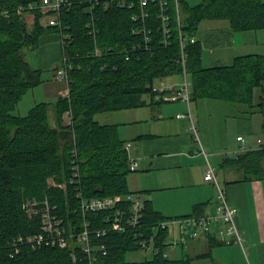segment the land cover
Listing matches in <instances>:
<instances>
[{
	"label": "trees",
	"instance_id": "trees-1",
	"mask_svg": "<svg viewBox=\"0 0 264 264\" xmlns=\"http://www.w3.org/2000/svg\"><path fill=\"white\" fill-rule=\"evenodd\" d=\"M166 1L162 9L160 0L146 5L64 0L53 12L41 8L42 0H0V264H195L212 256L210 250L170 257L169 228L161 222L172 217L129 189V141L120 136L118 123H101L96 115L169 102L158 97L155 80L182 75L184 36L192 101L252 104L260 87L258 107L264 116V55L244 54L230 64L207 67L202 40L196 38L205 19H226L231 31L264 28V0ZM163 12L170 16L168 36ZM49 31L60 33L62 62L54 71L67 90L19 115L18 104L45 81L44 70L30 65L25 48H36ZM224 158L225 164L264 177V143ZM135 193L144 205L138 222L129 224L127 197ZM115 196L121 200L114 207L83 208L94 198ZM116 221L125 227L114 228ZM84 230L90 231L88 242L78 239ZM215 232L207 234L211 247L225 243ZM151 244L150 258L127 259L129 252Z\"/></svg>",
	"mask_w": 264,
	"mask_h": 264
},
{
	"label": "crops",
	"instance_id": "crops-1",
	"mask_svg": "<svg viewBox=\"0 0 264 264\" xmlns=\"http://www.w3.org/2000/svg\"><path fill=\"white\" fill-rule=\"evenodd\" d=\"M223 34L226 36L223 47L226 45L229 47L227 50L229 57L223 56L225 62L223 64L232 63L237 56L250 54L241 51L247 44L245 31H231L228 22V24L223 23ZM196 38L202 40L203 46L204 43H210L212 47L219 44L216 40L214 43L208 42L206 37L196 36ZM61 49L57 34H44L39 45L34 50H30L31 55L29 57L26 55V58L32 67L42 68L44 74L54 67L61 55ZM45 53H48L46 57ZM258 54L264 55V52ZM220 56L218 55V60L221 59ZM53 78L57 81L44 78V88L56 86V90L51 89V94H64L67 89L61 93L58 81L62 80L55 77V72ZM177 82L172 81V83ZM181 104L183 103L169 105L167 111L163 105L158 108L151 106L131 108L128 110L134 112H129L130 117L125 121L103 122L118 123L120 136L132 142L129 156L138 162V168L127 177L129 189L142 192L153 208L165 217L212 213L217 202L215 186L204 178L207 157L199 151V144L193 141L186 120H183L185 118L177 116L185 111L184 105V108H180ZM238 136L243 135H237L236 148L241 145ZM245 142L249 148H256L261 146L264 140L258 138L256 143H251L245 138ZM202 144L211 152L209 149L212 147L211 142L205 137ZM210 154L214 162L220 160L223 163V182H221L225 185L228 202L238 208L236 222L243 242L223 243L211 247L209 237L203 235L186 243L182 253L181 249L171 252L177 256L196 257L211 250L212 256L200 257L195 260V264H264V177L255 173H246L232 164H225L224 156L220 158L215 151ZM217 236L223 240L222 235L218 233Z\"/></svg>",
	"mask_w": 264,
	"mask_h": 264
},
{
	"label": "rangeland",
	"instance_id": "rangeland-1",
	"mask_svg": "<svg viewBox=\"0 0 264 264\" xmlns=\"http://www.w3.org/2000/svg\"><path fill=\"white\" fill-rule=\"evenodd\" d=\"M192 5H195L196 3L201 2V0H188ZM30 19V18H29ZM223 23L228 24V21L226 19H205L200 23L199 31L197 33L198 37H206L208 39V42H213L216 40L217 42H220L217 46L214 45V47L211 46L210 43L205 44L203 46V64L204 65H217V64H223V56L229 57L227 53V50L229 47L224 46L223 47V40L226 38L225 34H223ZM222 29V30H217ZM246 47H244L241 51L242 53H258V52H264V28L262 29H256V30H246ZM46 34H57L59 36V42H61L60 33L49 31ZM35 49V48H34ZM33 49V50H34ZM32 48H25V54L29 57L31 55ZM48 55V53H45V57ZM218 55H221V59L218 60ZM44 57H42L43 59ZM228 61V60H227ZM62 62V49H61V55L59 59L56 61L53 68H50V71H46L47 73L43 74V78L47 77L51 79L50 81H54L53 74L55 67L61 65ZM229 63V62H228ZM182 75L180 74H174L169 77H165L164 79H156L155 85L157 86H163L167 83H172V81H178L177 83L182 82ZM55 80L54 82H56ZM59 88L61 89V93H64L67 89L66 82L65 81H58ZM45 83H42L41 85L37 86L35 91L30 90L29 93L22 99V101L18 104L15 113L19 115H26L31 107L36 105L38 102L41 101H50L54 102L59 94H51V89L56 90V86L45 87ZM261 96V88H255L254 92V98L252 104L248 103H242V102H232V101H225L223 99H215V98H201L196 101L191 102V109L193 113V119L195 120L198 129H199V136L201 141L203 142L204 137L211 142L210 145V151H215L217 155L222 157L223 152H228V156L233 155V151L237 148V141L236 137L238 134L243 135L246 139H248V142L256 143V140L258 138H261L264 140V130L262 128V122L264 120V116L259 111L258 103L260 101ZM147 99H150V96H146ZM178 103L181 104L180 108H185L184 112L188 111L187 104L185 102L177 101V102H165L162 104L157 105L156 107H160L161 105L165 106V111L168 110L169 105H178ZM184 105V106H183ZM147 107V106H146ZM147 110V108L145 109ZM128 109L124 110H116V111H109L104 113H98L96 115V118L101 121V123L105 121H125L130 117ZM147 112V111H146ZM51 117L54 116V107L51 106L50 109ZM166 113V112H165ZM182 113V112H181ZM167 114V113H166ZM186 120L187 128L189 129L191 136L194 140V137L192 135V131L190 130V120L188 118L183 119ZM199 146V145H198ZM205 149V147H204ZM206 152L210 155L209 160L210 162L215 166L218 178L220 181L223 180V163L222 161L218 160L217 162L211 158L212 154L205 149ZM219 158V157H218ZM222 163V164H221ZM54 178H49L50 184H53ZM223 182V181H222ZM176 245L172 246V249H169V255L171 258L175 257H181L177 256L172 250L178 251L182 248L186 243L178 244V240H180V235L177 232V228H173L170 226L169 228V237L168 242H172ZM187 243H190L189 241ZM177 246L176 248H174ZM152 256V252L149 249H141L133 252H129L127 254V259L130 261H141L147 258H150Z\"/></svg>",
	"mask_w": 264,
	"mask_h": 264
},
{
	"label": "built area",
	"instance_id": "built-area-1",
	"mask_svg": "<svg viewBox=\"0 0 264 264\" xmlns=\"http://www.w3.org/2000/svg\"><path fill=\"white\" fill-rule=\"evenodd\" d=\"M64 0H43V9L44 11H53L59 12L61 10V6ZM149 0H141L142 5H146ZM177 1V0H176ZM161 7L164 9L167 6L166 0H160ZM1 8V7H0ZM147 15L145 12L144 17ZM162 17V25L164 28V32L170 35V27H169V19L170 16L167 15L165 12L161 14ZM56 18H51V24L55 23ZM194 41V38H192ZM166 43L169 41L166 40ZM185 44L186 40L184 36H181V62L183 63V71H182V82L180 83H170L163 86H158L157 89L159 90L158 97L163 98L166 101H183L187 104L188 111L179 113L178 117H185L190 120V130L192 131V135L194 140L199 144V151H202L207 157V168L205 171V180L207 182H212L216 188V206L215 210L212 213L207 214H198V215H188V216H180V217H172L165 221L161 222V227L163 228H177V232L180 235V240H178V244L187 243L188 241L197 239L203 235L211 234L215 232V234L219 233L223 236V240L226 244L232 243H242L243 238L239 231L236 222V216L238 214V208L231 205L228 202L227 198V191L225 185L219 180L218 174L216 171L215 166L209 160V154L204 149V146L201 142L199 136V129L198 126L193 119V113L191 109V102H192V80L191 75L187 68V55L185 53ZM58 74L62 77L65 75V70L60 69ZM241 141V145L234 150L232 153L233 155L237 156L239 153L247 151L250 149L246 143L245 138L243 136H238L237 138ZM132 142H128L126 148L129 152L131 148ZM228 152H223L222 156L226 157ZM138 168V162L135 159L130 158V169L135 171ZM127 199L129 202L132 203L131 206V213L132 216L130 220H128L129 224H135L138 222V219L141 215V210L144 205V199L142 195L139 193L130 194L128 195ZM121 197H99L94 198L90 201L85 202L83 208L85 210H97V209H104L108 207H114L118 202H120ZM120 214V212H118ZM114 228L122 229L125 227L119 221H116L113 225ZM89 230H84L78 237L80 242H84L89 240ZM98 234H101L100 232ZM173 245H176L172 240L171 248ZM146 249H153V245H145ZM88 248L84 247V250ZM169 253V252H168Z\"/></svg>",
	"mask_w": 264,
	"mask_h": 264
},
{
	"label": "bare ground",
	"instance_id": "bare-ground-1",
	"mask_svg": "<svg viewBox=\"0 0 264 264\" xmlns=\"http://www.w3.org/2000/svg\"><path fill=\"white\" fill-rule=\"evenodd\" d=\"M41 8L43 9V0H42V7Z\"/></svg>",
	"mask_w": 264,
	"mask_h": 264
}]
</instances>
